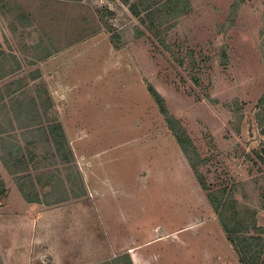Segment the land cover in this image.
I'll return each mask as SVG.
<instances>
[{"label": "rangeland", "instance_id": "rangeland-1", "mask_svg": "<svg viewBox=\"0 0 264 264\" xmlns=\"http://www.w3.org/2000/svg\"><path fill=\"white\" fill-rule=\"evenodd\" d=\"M128 1L138 18L121 0H0V88L21 80L43 126L48 100L68 146L64 163L23 134L36 113L0 125V147L34 158L20 178L0 153V264H240L148 85L209 189L264 226V0H186L172 21Z\"/></svg>", "mask_w": 264, "mask_h": 264}, {"label": "trees", "instance_id": "trees-1", "mask_svg": "<svg viewBox=\"0 0 264 264\" xmlns=\"http://www.w3.org/2000/svg\"><path fill=\"white\" fill-rule=\"evenodd\" d=\"M121 1L125 5H129L128 0ZM136 1L139 2L140 0ZM150 2L151 3H149V0H146V4L144 3L142 6L143 13L148 14L149 16L153 15L155 12L156 16L164 15L171 21L185 15L189 8L186 0H161V2H153V0H151ZM129 10L134 17H139L140 10L135 4L129 5ZM161 21L163 22V19H160L159 22ZM37 90L39 92L43 89H39V87H37ZM147 91L157 106L159 113L164 118L167 128L171 131L176 144L182 152L201 190L205 193L207 202L219 221V224L226 236V240L236 253L239 263L264 264V248L261 244L262 236L264 235V226H259L257 224L255 212L247 208L240 209L237 202L234 200L232 193L229 191L222 189L220 191L212 192L209 189L205 179L198 171L200 159L191 140L180 128L179 122L172 116H169L165 108L164 100L160 97V95L150 85L147 86ZM48 104V100H45L44 104L42 103L40 105L43 110L42 116H45L47 119L46 126H43L42 118L38 116H41V114L37 112L39 110L36 111L38 105L34 98L30 100L29 104L23 105L22 113H20V115L22 114V118L28 116L31 117L34 113H36L34 116V124L32 125L31 123L30 125H27L23 134L28 135L34 132H40L42 136L45 137L46 141L50 143V147L55 151L54 153L60 154L61 159L65 160L66 155L61 152L64 149H68L67 141L61 124L58 121L55 122V118L48 117L46 113L47 110H45V106H48ZM260 104H262V108H264V104L262 102H260ZM34 128H38V131H33ZM262 134L264 135V128L262 129ZM0 153L2 155L3 163H5L6 160L9 162L6 166L9 170L13 169V171H10V174L15 177H20V174H24L28 164L32 163L34 159L31 154H28V157L26 158L23 155V151L19 144L11 142L10 140L3 142L0 147ZM17 181H20L17 185L19 186V192L25 201L29 204H39V197L37 195L26 192L27 189H29V191L34 189L32 182H27L23 179H17ZM2 184L0 185V200L5 194ZM27 184L29 185L28 187Z\"/></svg>", "mask_w": 264, "mask_h": 264}, {"label": "crops", "instance_id": "crops-1", "mask_svg": "<svg viewBox=\"0 0 264 264\" xmlns=\"http://www.w3.org/2000/svg\"><path fill=\"white\" fill-rule=\"evenodd\" d=\"M2 56H3V54L1 52L0 53V63H1ZM0 74H3V72H0ZM3 78L5 79L6 76L3 77L1 75L0 76V82L3 80ZM12 82H14V83H9L6 86H4L5 87L4 89L0 88V113H2V116L4 117L3 121H5V122H3V124H0V125H6V124H8L7 122H12L14 119L15 120H19V118L23 119L22 114L20 115V113H22V110H23V103H20L19 100L15 99L14 95L24 94V90H25L24 85H23V82L21 80L19 81L20 82L19 86H18L17 81H12ZM32 82H35V81H32ZM12 86L14 89H11ZM0 123H1V121H0ZM9 129H10V127L5 128V127L1 126L0 127V136L2 134H7L8 131L12 132ZM63 133H64V131H63ZM62 162L65 163L66 161L62 160ZM28 169L29 168H27L26 171H28ZM27 204L30 206H33V207H30L28 205H25V207L30 208V210L33 211L32 214H34L36 211H38L37 210L38 207L35 205L36 203H30V204L27 203Z\"/></svg>", "mask_w": 264, "mask_h": 264}]
</instances>
